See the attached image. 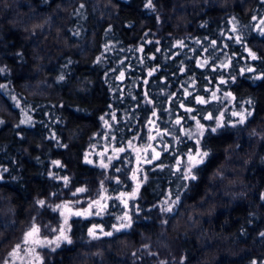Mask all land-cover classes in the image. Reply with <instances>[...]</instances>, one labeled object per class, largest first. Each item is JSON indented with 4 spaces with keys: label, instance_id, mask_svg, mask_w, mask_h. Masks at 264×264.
<instances>
[{
    "label": "trees",
    "instance_id": "1",
    "mask_svg": "<svg viewBox=\"0 0 264 264\" xmlns=\"http://www.w3.org/2000/svg\"><path fill=\"white\" fill-rule=\"evenodd\" d=\"M262 20L264 0H0V264L68 213L35 264H264Z\"/></svg>",
    "mask_w": 264,
    "mask_h": 264
},
{
    "label": "snow or ice",
    "instance_id": "2",
    "mask_svg": "<svg viewBox=\"0 0 264 264\" xmlns=\"http://www.w3.org/2000/svg\"><path fill=\"white\" fill-rule=\"evenodd\" d=\"M149 6H151V0H149ZM261 23H264V20H262ZM233 30H235V29H233ZM236 39L238 40L239 37H236ZM252 58L253 59L256 58L254 54L252 55ZM121 75H123V73H121ZM63 78H64L63 76L60 77V79H63ZM221 83H225V81H221ZM194 99H196V101L198 103H206V101L202 97H195ZM187 111H192V109H188ZM233 115H239L241 117L239 122L243 123L244 117H243V115L241 113H233ZM205 119L211 120V119H213V117H211V115H209ZM177 123H179V121H177ZM197 125H198V129L201 130L200 131V135H203V131L202 130L204 129V126L200 125L198 122H197ZM217 126L218 127L221 126L219 124V122H217ZM208 131L210 133H215L217 131V128L216 127H211V128L208 129ZM196 143L199 144V140L198 139H197ZM120 151H124V149L122 148V149H120ZM195 155L196 156H200L201 154H200L199 151H197V153ZM207 155H208L207 152H203V154H202V156H207ZM193 161H194L193 155L189 154V156L187 158V171H186V173H184V178L185 179H188L190 177L191 179L194 180L196 177L194 175H190L191 174V169H192V167L195 166V164L203 162L202 158L200 160H195V163ZM55 163L58 164L59 162L57 161ZM104 167H107V165H104ZM4 171L6 172L7 169H5ZM3 179H4L3 175L0 174V180H3ZM65 179H67V178H65ZM78 191L83 192V191H85V189H78ZM73 195H75V193H73ZM178 199H179V195H177V201H178ZM177 201H173V203H176ZM37 203L39 205H41V206H44V204H45V202L43 200H40ZM93 204H97L98 205L99 201H93L92 203H90L88 205V209H91ZM61 207L65 208V209H68L69 205L68 204L57 205V208H61ZM162 211H169L170 212L171 208L170 207L163 208ZM72 214L73 215H77V216L85 215L84 212H80V211H77V212L72 213ZM87 214L91 215L92 213H91V211H87ZM95 214L99 215L100 211H97ZM61 215H63V213H61ZM119 219L121 221H125L126 220L127 222L126 223H121L120 228H117L116 231H120L121 229H126V228H130L131 227L132 221H131L130 217H127V214H125V216H123V217H120ZM65 223H67V220H65ZM49 231L55 232V231H57V229H49ZM58 231H59V235L56 236L55 240H40L39 238L30 240V237H33L34 234H36L37 237H38V234L40 232V229L37 226L33 225V227L27 233H25L24 238H23V244L24 245H38V246H41V247L42 246H51L52 244H55L56 247H59L61 242H67L69 244L72 243L71 239L68 237V235H66L65 228L61 227ZM89 235H94L93 229H89ZM105 235L111 236L112 232L105 233ZM262 235H264V233H262ZM19 250H21V244H17L15 246V248L13 250V253H15V252H17ZM52 250H54V249H52Z\"/></svg>",
    "mask_w": 264,
    "mask_h": 264
},
{
    "label": "rangeland",
    "instance_id": "3",
    "mask_svg": "<svg viewBox=\"0 0 264 264\" xmlns=\"http://www.w3.org/2000/svg\"><path fill=\"white\" fill-rule=\"evenodd\" d=\"M27 115H25V120L27 122L28 121V118L26 117ZM25 125H30L28 123H26L24 121ZM67 220V224H68V219H69V213L67 214V217L65 218ZM66 230V224L64 223L63 225ZM33 238L36 239V236H33ZM48 239L46 238H39L40 240H51L52 238L51 237H47ZM26 247V249L22 250L24 247L21 248V250L17 251L14 253V255L5 263V264H35V259L37 257V254H36V249H38V245H24ZM41 247V246H40Z\"/></svg>",
    "mask_w": 264,
    "mask_h": 264
}]
</instances>
